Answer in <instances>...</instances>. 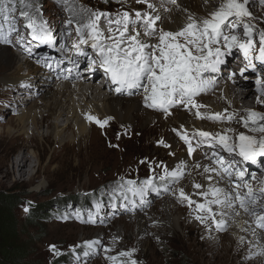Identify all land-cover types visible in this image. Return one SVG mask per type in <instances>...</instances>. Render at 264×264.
<instances>
[{"label": "bare ground", "instance_id": "bare-ground-1", "mask_svg": "<svg viewBox=\"0 0 264 264\" xmlns=\"http://www.w3.org/2000/svg\"><path fill=\"white\" fill-rule=\"evenodd\" d=\"M223 2L224 0L221 2L217 0H179L171 10L154 6L155 11H152V14L154 17H160L157 25L159 28L179 31V28L188 23L189 17L198 20L208 18L217 11L214 3L222 4ZM64 31L58 32L61 38L65 37ZM36 56H38V62H35V65L28 55L27 58L26 56H22L24 57L22 58L16 54L13 55L10 44H0V99L6 97L4 101L11 102L15 107L14 111H16L15 116L7 119L8 133L5 136L0 134V140L12 143L13 147H16V142L19 139L23 136L28 137V140L22 145L24 151L17 152L18 150H15L13 152L17 154L10 162L11 167L7 162L0 165V172L3 173V176L0 177L1 184L8 182L11 176L15 181H21L26 175L31 180L38 174L44 175V179L50 182L51 170L56 171L60 167L58 164L60 159L64 158L77 159L76 166L81 172L79 180L83 184L99 179V173L104 164L101 165L100 154L94 151L91 146L95 139L101 138L97 133L99 126L86 120V116L91 115L100 122L107 121L105 127L113 130H126L130 133L129 135L158 129L163 135L162 137H167L166 140L170 145L169 152H167L169 158L167 170L171 172L179 169L184 173V177L179 180L176 186L177 193L162 201L161 216L150 219H145L143 216V222L141 221L139 224L141 231L138 235L142 237L141 242L147 255H152L155 250L150 237L151 228L149 229L148 225L155 224L160 228V236L166 239L169 237L168 233L182 239L179 237L181 235L177 234V227L188 233L191 252L195 256L199 255L201 264H225L230 258L228 246H232L234 242H237L234 255H237L240 249L245 248L246 264H264V243H261V239L264 242V230L256 227L257 216L246 213L239 207L238 201L233 199L235 207L213 208V211L223 213L222 216L216 217L217 221L222 220L224 223V229L219 231L211 222L207 226L201 224V227H197L195 222L197 220L194 219L196 214L193 210L188 206L184 207V203L178 205L175 202L179 190L183 189L186 194L196 193L191 198L197 203H204L199 199L202 192H198L193 187L194 183H200L204 189L221 188L234 197L235 190L232 185L241 182L237 181L234 176L229 180L227 176H209L202 170H197L196 164L210 166L214 169L216 165L210 164L208 159L203 160L208 155L205 147L198 148L195 156L190 159L186 150L187 145L176 135V131L181 129L187 130L188 133L197 130L212 134L223 133L226 130L233 132L234 130L228 127V123L219 125L208 120L201 121L195 116L196 110L186 111V106L171 109V113L175 112L171 118L166 117L165 113L159 116L160 111L148 112L147 109L152 108L145 107V99L137 98L136 92L130 93L127 90L117 93L115 91L117 86L112 85L109 79L105 87L101 88L96 84L99 71H90V66L88 69H81L70 61L56 64L53 60L43 57L39 52ZM241 61L242 59L236 60L240 63ZM68 69H72V71H68ZM239 69L235 71L238 76L237 80L226 79L223 75L224 71H219L221 82H216L217 84H214L211 89L196 98V103H201L204 98L211 97L204 102L205 107L200 109L201 114L212 115L224 112L241 114L253 110L249 104L252 103L255 91L246 89L247 81L243 78L244 76L239 75ZM76 71L79 73L75 74ZM84 71H90V73L83 75ZM61 78H64L65 82L59 80ZM217 85H221V89H218ZM25 89H27L25 92L15 93L16 90L24 91ZM217 91H220L219 95H215ZM41 92H44L42 106L39 108L28 107V104L31 105L32 100H35L37 94ZM125 93L129 96H126ZM50 118L52 119L50 120ZM63 121L65 123L61 124L60 122ZM45 129L48 133L44 132ZM169 129L174 130L175 134L173 132L167 134ZM38 141L41 143L39 144ZM31 148L35 151L29 152L28 149ZM201 150L205 151H203V155L201 154L203 157L199 154ZM223 159L227 163L231 158L223 155ZM249 174L245 176V180L258 192L260 189L258 174L256 171H253L254 177H250ZM256 175L257 177H255ZM209 180L211 183H208ZM45 190L47 189L41 191ZM239 191L242 196L246 194L244 188ZM249 210L253 211L251 205H249ZM231 224L234 228L227 232L225 229ZM225 242L228 246H225Z\"/></svg>", "mask_w": 264, "mask_h": 264}, {"label": "rangeland", "instance_id": "rangeland-1", "mask_svg": "<svg viewBox=\"0 0 264 264\" xmlns=\"http://www.w3.org/2000/svg\"><path fill=\"white\" fill-rule=\"evenodd\" d=\"M176 1L179 0H175V3ZM217 1L221 2L223 0ZM150 2L160 9L168 10L173 9L175 5L171 0H150ZM32 3L33 11L39 9V14L36 15L38 22H46L53 39H56L55 46L57 45V47L60 48H56V50L61 51L64 45L66 46V54L72 52L70 49L73 48V43L78 40L75 35V28L72 27L69 29L66 27L69 19H72L74 24L78 25V23L86 21L91 11L106 12L115 17L118 12L128 11L134 14L141 9L142 11L139 10V12H148L153 15L152 10L148 9L143 4H141L142 6L139 3L137 4L136 0H124V2H120V0H63V3H61L60 0H32ZM220 5L221 3H214L216 10H218ZM5 8H7V0H0V10ZM249 9L254 17L250 23L255 24L257 30H264V7L257 3H253L249 5ZM5 14V12L0 11V17ZM13 16L22 28L21 36L24 37L25 41L24 46L21 47L14 39L12 40L10 46L12 47L13 55L16 54L20 57L26 56V49L31 48L33 53H31V55L27 53V55L31 58L30 60H32L33 64L38 62V56H36V54L39 52L43 57L48 60H53L56 64L70 61L72 64L80 67L79 63L83 62V57H66L64 54L51 53L49 50H45L44 47L46 45L41 46V48L34 47L35 42L30 40L29 31L22 27L24 21L19 20V11L15 12ZM0 23H2V20H0ZM60 26L62 27L60 28ZM162 29L164 30V28ZM181 29L182 27L178 30ZM60 30H65L64 34L71 30L73 34L71 36L65 35V37L61 38V35L58 33ZM104 30L107 31L106 28ZM164 31H171V29H165ZM256 39L258 40V37H256ZM0 44L6 45L3 43ZM39 48L40 50L37 51ZM85 48L87 47H84V49ZM258 48L259 44H257V49ZM88 50L91 51L90 48H88ZM223 50L227 51L226 49ZM239 53L241 54L240 51ZM93 55L95 56V53H93ZM255 55H258V51L254 53V56ZM224 60L225 63L221 65L220 71H224L223 75H225L226 79L231 78L233 80L234 78L237 80L238 76L235 72L236 70L233 71L235 65L239 64V71H241V69L245 67L246 61L243 58V62H236L237 59L232 57V55L225 56ZM260 67V65H257L258 71ZM230 71H232V73H229ZM234 72L236 75L233 76ZM78 73V71L75 72V74ZM219 76V72L205 74V78L212 79L214 84H217L216 82H221ZM243 76L248 84L246 89H253L255 91L252 103L249 104L253 109L252 111L264 114V106L256 103L258 99L255 85V81L258 78L257 74L248 71L245 72ZM59 80L65 82L63 78ZM216 87L221 89V85H217ZM26 90L27 89L24 91L16 90L15 93L25 92ZM219 93L220 91H217L215 95H219ZM43 94L44 92L37 94L36 99L32 100L31 105L28 104V107L32 106L39 108L42 106ZM135 94L136 97L140 99H143L145 96L142 89H138ZM5 98L6 97L0 99V134H3V136L8 133L7 119L16 115L14 105L11 102H5ZM208 99L204 98L201 103L199 102L198 104L204 105V102L208 101ZM147 110L148 112H155L153 109ZM245 113L246 112L239 113L240 116H238L237 119L243 118ZM160 114H163V112L159 113V116ZM174 115L175 112H172L171 115L166 114V117L171 118ZM51 119L52 118H50V120ZM60 123L64 124L65 122L63 121ZM218 124L221 125V123ZM228 127L235 131L232 132L234 135L245 132V129L238 123L229 124ZM171 129L166 133L170 134L173 132L175 134V131H171ZM44 132L48 133L46 129ZM97 133L101 138L95 139L91 146L94 151L100 154L101 165L104 164L99 173V179L83 184V182L79 180V174L81 172L76 166L78 163L77 159L71 160L64 158L60 159L58 163L60 167L56 171L51 170L50 182L44 179V175L38 174L31 180L28 175H26L21 181H15L11 176L9 181L5 184L0 183V193H9L10 190L16 187L19 188L15 193L13 192L20 200L16 206L15 213L19 219V240L22 245L28 242L30 246L29 249L31 254L29 260L32 261L33 264H110V261L106 259V257L117 255L119 252L131 251L134 252L132 258L137 260L138 264H201L199 255L195 256L191 252V248L188 244L190 235L185 233L184 230H181L180 227H177V234L181 235L179 237H182V239H179L176 235H172V233H168L169 237L166 239L160 236V228L158 226L149 224L148 227L149 229L151 228L150 237L153 247L155 248L152 255H147L145 247L141 242L142 237L138 235L141 231L139 224L141 221L143 222V216L145 219L157 216L160 217L162 201L169 197L171 198L174 193H177L176 186L179 181L176 182L170 178L165 181L159 179V177L163 175V170L168 169L167 161L169 158L167 152H169L170 146H163L169 145V142L166 140L167 137H162L163 135H161L158 129L135 132L129 135L130 133L126 130H113L109 127H99ZM27 140L28 137L23 136L16 142V147H13L12 143H6L0 140V165L3 162H7L8 166L11 167L10 162L17 154L13 152H15V150H18L17 152L24 151L22 145ZM38 142L39 144L41 143L40 141ZM205 148L208 155L213 151H218L217 149ZM28 151L34 152L35 149L31 148L28 149ZM203 151L204 150H201L199 153L201 157H203ZM220 153L224 154V152H219L216 159L220 158ZM194 156L195 153L192 155L188 154L190 159ZM207 156L204 157L203 160L207 159ZM233 157L234 158L230 159V162L234 164L232 171L235 172L244 162L241 161V164H239V161L235 163L234 161L237 157ZM260 160H264V158H258L256 164L248 162L251 166H256L255 168L257 170H261V172L256 171L258 174V181H260L258 183L259 187L264 185V161ZM142 161H146L147 163H141ZM157 165L162 167H156ZM245 165L248 166L247 164ZM152 169H154V171H152ZM249 173L250 177H254L253 172ZM2 174L3 173L0 172V177L3 176ZM153 177H156L154 184L151 188L146 190L142 199L133 197L130 193L126 194L127 198L119 195V192L124 191L121 185L125 181H134L136 186L140 187L143 181ZM255 177H257V175ZM45 188L47 190L41 191ZM85 197H87L86 203L78 202V200L81 201V198L84 199ZM177 197L175 202H177L178 205H182V202ZM76 198L79 199L76 201ZM260 204L264 205V198L260 199L259 206ZM186 206L185 202L184 207ZM77 208H81V213H75ZM25 209H27V211H25ZM37 209H40L38 212L39 214H47L46 216L52 212L53 214H50L48 216L49 218L43 216L45 219L42 221H31L29 219L26 221V216ZM57 209L69 211V215L60 216L57 213L55 214L54 211ZM190 217L193 218V216ZM195 222L197 227H201L200 222ZM233 228L234 226L231 224L228 225L225 230L228 232ZM95 241H99V243L96 244L93 249H88L86 247L88 243ZM262 241L263 239H261V243L263 244L264 242ZM226 242L224 244L228 246V242ZM53 248H55V253L51 251ZM106 248H112L114 251H103ZM228 248L230 258L225 264H246L244 259L246 252L245 248L240 249L237 255H234L237 249V242H234L233 245L228 246ZM56 253L59 254L57 255ZM85 253H88V255H85ZM195 260H198V262H195Z\"/></svg>", "mask_w": 264, "mask_h": 264}, {"label": "snow or ice", "instance_id": "snow-or-ice-1", "mask_svg": "<svg viewBox=\"0 0 264 264\" xmlns=\"http://www.w3.org/2000/svg\"><path fill=\"white\" fill-rule=\"evenodd\" d=\"M60 2L63 3V0ZM136 2L155 11L150 0H136ZM171 2L175 3V0ZM253 3L264 7V0H224L210 17L199 20L189 17L188 23L176 32L158 28L160 17L139 11L134 14L128 11L118 12L115 17L106 12L91 11L83 23L75 25L73 20L69 19L66 26L69 29L75 28L78 40L72 47L76 49V54L88 56L82 46L90 48L97 57L96 60L91 61L90 71H96L98 63L111 84L117 86L115 89L117 93L142 89L145 93V107L171 115V109L186 106V111L195 109V116L201 121L238 123L245 129L244 133L235 135L231 130L216 134L200 130L192 133L184 129L176 131V135L187 145L189 155L196 153L200 147L218 150L207 156L209 163L216 165L215 169L196 164L197 170H202L209 176H227L229 180L234 176L241 182L232 185L235 190L234 197L221 188L204 189L200 183H194L193 187L198 192H202L199 199L204 203H197L191 198L196 193L186 194L183 189L179 190L177 198L182 203L186 202V205L196 213L194 219L205 226L211 222L218 231L224 229V223L222 220L217 221L216 217L222 216L223 213L215 212L213 208L235 207L233 199L239 202V207L246 213L257 216L256 227L264 230V214H262L264 205L257 207L260 199L264 198V185H261L258 192L255 191L246 182L244 171L233 172L232 162L226 163L223 158L216 159L219 152L241 157L244 162L252 164H256L258 158H264V114L248 111L239 120L237 119L239 113L203 115L200 109L205 106L196 103L197 97L214 86V81L205 78V74L218 73L221 65L225 63L224 57L232 54L234 50H239L246 61L239 75L243 76L248 71L257 74L256 103L264 106V78H262L264 77V30H257L256 25L250 23L254 17L249 5ZM0 11L6 13L0 17L2 20L0 43L11 44L14 39L21 47L24 46L22 28L13 16L19 11V20L24 21L22 27L29 31L30 40L35 42L34 47L44 45L51 47L56 44L47 23L38 22L36 15L39 14V9L33 11L32 0H7V8ZM105 28L107 31L104 30ZM72 34L71 30L65 33L67 36ZM257 44H259L258 49ZM257 51L258 55L254 56ZM26 52L31 55L32 49L28 48ZM257 65L261 66L259 71ZM85 119L101 128L108 123L100 122L91 115L86 116ZM183 177L184 173L179 169L171 172L164 169L159 179L165 181L170 178L178 182ZM155 179L156 177H153L143 181L140 187H137L134 181H125L121 185L124 191L119 192V195L127 198L126 194L130 193L131 196L142 199L146 190L153 186ZM208 183H211V180ZM241 188L246 189V194L243 196L239 191ZM249 205L253 208L252 212L249 210ZM98 243L99 241L91 242L86 247L93 249ZM51 251L55 253V248ZM103 251L113 252L114 249L106 248ZM133 256L134 252L124 251L106 259L110 264H138Z\"/></svg>", "mask_w": 264, "mask_h": 264}, {"label": "trees", "instance_id": "trees-1", "mask_svg": "<svg viewBox=\"0 0 264 264\" xmlns=\"http://www.w3.org/2000/svg\"><path fill=\"white\" fill-rule=\"evenodd\" d=\"M19 188L10 190L9 193H0V264H33L30 261V246L28 242L21 244L19 240V219L15 213L16 206L19 203L18 197L14 194ZM14 192V193H13ZM84 199L76 198L79 203L87 202ZM80 205V204H79ZM40 209L32 211L27 215L25 220H44L47 214H39ZM54 213L61 215H69V211L55 210ZM75 213H81V208H77ZM53 214L52 213H49ZM48 215V216H49ZM46 216V217H48ZM49 218V217H48ZM61 264V263H59Z\"/></svg>", "mask_w": 264, "mask_h": 264}]
</instances>
